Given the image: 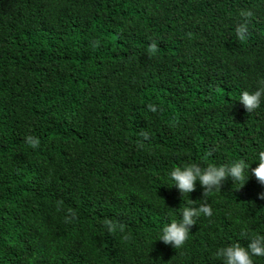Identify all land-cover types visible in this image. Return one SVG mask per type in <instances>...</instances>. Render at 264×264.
<instances>
[{
    "label": "trees",
    "instance_id": "1",
    "mask_svg": "<svg viewBox=\"0 0 264 264\" xmlns=\"http://www.w3.org/2000/svg\"><path fill=\"white\" fill-rule=\"evenodd\" d=\"M261 80L264 0H0V264H221L217 247L264 235L250 174L183 247L157 240L203 200L168 170L254 162L264 102L238 97Z\"/></svg>",
    "mask_w": 264,
    "mask_h": 264
},
{
    "label": "clouds",
    "instance_id": "2",
    "mask_svg": "<svg viewBox=\"0 0 264 264\" xmlns=\"http://www.w3.org/2000/svg\"><path fill=\"white\" fill-rule=\"evenodd\" d=\"M251 15L252 12L249 10L240 12L243 19L235 27V33L239 39L246 38L248 33L247 18ZM149 47L154 50L156 44L152 43ZM238 101L249 114L259 109L262 102H264V80L259 81L257 88L253 91H241ZM147 108L152 113L157 111L154 104H148ZM143 135L144 139L148 138L147 132ZM27 139L29 142L37 143L32 137ZM253 164L256 166L252 167ZM250 174L261 185H264V145H261L254 153V162L252 163L247 159L240 158L223 164L209 162L206 166L193 162L168 170L166 176L171 182V187H175L182 196L188 194L189 197V194L199 184L203 189V200L197 204L196 201L189 199L191 204L180 211L179 219L163 224L157 240L162 241L165 245H170L174 249L183 247L190 234L191 226L196 224V220L201 215L205 217L213 215V210L206 202V198L220 190L227 179L233 182V186L239 185L240 187L236 188L238 190L248 181ZM258 198L264 199V193L260 194ZM242 238L247 241L246 245L237 241L216 248L214 256L221 264H256V258H264V235L244 232Z\"/></svg>",
    "mask_w": 264,
    "mask_h": 264
}]
</instances>
